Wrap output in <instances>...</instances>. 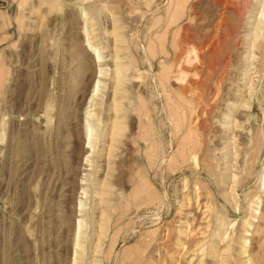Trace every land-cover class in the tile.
<instances>
[{
	"label": "rangeland",
	"instance_id": "obj_1",
	"mask_svg": "<svg viewBox=\"0 0 264 264\" xmlns=\"http://www.w3.org/2000/svg\"><path fill=\"white\" fill-rule=\"evenodd\" d=\"M179 1L0 0V264H264V0Z\"/></svg>",
	"mask_w": 264,
	"mask_h": 264
},
{
	"label": "bare ground",
	"instance_id": "obj_2",
	"mask_svg": "<svg viewBox=\"0 0 264 264\" xmlns=\"http://www.w3.org/2000/svg\"><path fill=\"white\" fill-rule=\"evenodd\" d=\"M187 0H180L179 1V3H178V9H176L174 12H176V13H178V11H179V9L180 8H183V5H184V3L186 2ZM180 12V11H179ZM179 15H180V13H179ZM180 17V16H179ZM179 43V42H178ZM89 45V44H88ZM91 47V46H90ZM90 47H88V50H90ZM238 58V57H237ZM230 62H232V61H230ZM233 66V65H232ZM235 67V66H234ZM231 69V68H230ZM237 72H238V70H236ZM230 76H232V75H230ZM230 78V77H229ZM231 80V79H230ZM195 109V108H194ZM194 112V111H193ZM89 142V141H88ZM189 144V143H188ZM86 146H88V145H86ZM191 146V145H190Z\"/></svg>",
	"mask_w": 264,
	"mask_h": 264
}]
</instances>
